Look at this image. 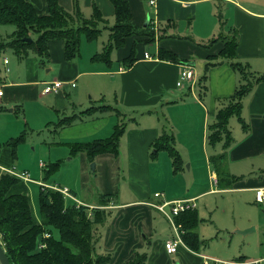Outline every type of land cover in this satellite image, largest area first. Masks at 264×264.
Masks as SVG:
<instances>
[{
	"label": "crops",
	"instance_id": "obj_1",
	"mask_svg": "<svg viewBox=\"0 0 264 264\" xmlns=\"http://www.w3.org/2000/svg\"><path fill=\"white\" fill-rule=\"evenodd\" d=\"M26 1L32 3L39 14L48 13L46 0ZM126 1L132 14V23L136 27L142 28L150 17L151 23L157 30L160 27L163 29L161 31L163 37L149 43L154 45V53L145 50L144 44L148 43L138 42L137 36H133L126 39L122 48L112 52V63L108 66L104 62L92 60L93 56L101 52L104 47L98 39L90 42L82 37L80 56L72 61H67L65 58L64 41H52L49 43L50 56L44 66L45 73L41 75L39 67L34 64V67L27 71L25 80L18 79L6 83L0 79V89L3 92L0 98V112L5 106L11 108L9 112L15 113L20 112L23 105L32 108L36 105L46 124L54 118L56 120L63 113L79 114L90 107H95L90 106L93 102L112 106L106 104L110 101L121 108L119 110L126 115L130 127L127 129L126 126L121 138L119 155L124 153L127 161L130 162V178L133 166V172L137 176H142V183L146 184L141 188L131 183L129 187L119 189V157L116 158L110 153L96 157L100 163L97 169H100L102 174L100 182L104 193L115 194L117 199V202L110 206L114 211L110 222L96 243L98 253L112 255L110 264H125L136 252L148 255L146 264H171V261L175 260L181 264H204V257L207 255L201 252V248L198 252H194L189 247L182 246L176 254H167L164 242L172 234L163 243L161 242L160 246L155 245V242L152 243L148 250L151 251L150 255L146 249L150 242L149 237L154 235L156 229L155 212L158 210L154 204L179 199L197 201L198 198L208 196L210 193V195H230L233 209L245 214L244 219L232 224L231 230L254 227L251 233L256 234L246 239H257L259 247L252 251L254 254L245 251L240 256L242 257L240 260L261 259L260 264H264V201L261 203L256 200V190L264 189V81L255 84L242 101V118L248 129L244 130L238 119L236 123H231L233 117L229 121L232 143L226 151L221 173L216 170L210 158L222 154V143L217 144L218 149L213 155L204 150L202 166L205 168V179L203 184L199 185L197 192L193 190L190 194H185V190L176 192L171 187L166 189L168 183L165 181V175L160 174L155 180L152 171V163L162 151L157 153L154 151V142L164 132L173 135L174 147L183 160V168L178 172L174 171L172 163L171 169L174 173H179L182 177L181 174L186 170L187 164L191 171L193 163L202 162L201 159L192 157L197 153L193 149L195 145L191 143V138L199 134L202 144H206L210 117L214 121L217 111L228 103L227 99L234 95L239 84V74L231 66L230 61L218 58L217 61L221 64L209 71L207 91L202 93L199 90L196 94L190 89L189 97H180L186 90V87H177L182 66L189 64L192 67H199L198 72L201 73L208 56L217 57L224 47L223 40L210 46L201 44L213 38L234 37L238 43L234 62L248 64L252 71L264 75V0H155L153 6L150 5V0ZM59 3L69 12H73L77 4L83 15L90 17L93 14V7L96 6L109 24L108 27L114 23L115 10L110 0H59ZM134 45L135 62L130 68H124L121 62L129 56ZM160 49L174 52L179 62L161 60L158 57ZM145 52H149L152 59H145ZM4 60L3 64L7 69L6 65L9 61L5 64ZM54 80L74 81L76 86L65 87L57 93L44 94L43 83ZM109 112L111 111L96 110L84 117ZM196 120L199 129L198 132L192 133L187 124ZM118 121L119 118L112 117H96L92 121L85 122L81 120L78 124L56 130V134H59L62 142H66L70 154V144L104 139L102 138L105 135L104 130L106 129V133L111 131L113 133L115 125L120 123ZM184 134L188 136L185 140L181 138ZM17 137L8 131H2L0 165L13 167L12 151L4 145ZM217 145L214 147L216 148ZM5 153L8 154L10 161L5 159ZM80 154L83 153H78ZM84 155L81 156L85 176L87 164ZM54 163L56 162L51 164ZM41 166L44 167V164ZM198 174L202 178L200 171ZM172 178L173 180L176 178L173 173ZM43 184L60 187L54 183ZM159 184L161 187L157 188ZM24 188L27 189V186L24 185ZM63 188H68L73 197L84 205L96 206V201L88 198L84 191L82 192L84 200L80 199L74 191L77 188L70 183ZM155 193H162L163 196L156 198ZM197 213L199 217V212ZM201 220L203 221L200 219L196 228L200 240H202L199 234ZM216 229L219 231L218 228ZM238 258L235 260H239ZM217 260L225 261L220 258ZM226 261H230L229 257Z\"/></svg>",
	"mask_w": 264,
	"mask_h": 264
},
{
	"label": "trees",
	"instance_id": "obj_2",
	"mask_svg": "<svg viewBox=\"0 0 264 264\" xmlns=\"http://www.w3.org/2000/svg\"><path fill=\"white\" fill-rule=\"evenodd\" d=\"M114 6V24L110 30L109 41L102 51L95 54L94 61H101L111 66L112 52L122 48L126 39L135 35L151 37L156 41L163 37L161 27L158 37L154 40L155 30L152 23L147 27L138 28L132 23V14L126 0H110ZM48 13L41 15L35 6L26 0H0V25H13L15 30L7 39L0 43V53L10 48L20 58H25L29 51L34 52L44 63L49 59V43L63 40L65 43V58L72 61L80 56L82 37L87 41L98 39L102 33L100 24L106 25V19L96 6L93 14L86 18L76 4L74 11L65 10L59 0H46ZM32 39L26 41L24 39ZM223 40L224 47L219 55L208 56L204 64L203 76L198 79L197 88L202 93L207 91L206 82L209 71L221 62L218 58L230 61L231 66L239 74V84L227 104L220 108L213 123L209 125L208 142L211 146L222 143L223 152L210 158L216 170L221 173L225 164L226 151L232 143L229 121L237 117L244 130L248 129L242 118V101L251 92L254 85L264 81V75H258L248 64L234 62L237 55L238 43L234 37L213 38L203 46ZM136 48L132 47L129 56L121 63L124 68H130L135 62ZM158 57L161 60L179 62L177 55L169 50L160 49ZM201 93V94H202ZM108 110L120 118L126 117L117 107L102 105L90 107L79 114L65 116L56 124L62 129L83 120L84 115H90L96 110ZM126 131V123L115 125L113 133L104 139L70 144L72 154L84 153L90 162L100 154H120L121 138ZM25 134L11 139L4 146L10 148L13 159H16V148L24 141ZM155 152L166 151L172 158L174 171L183 168L180 153L174 147L172 134L164 132L154 142ZM59 163L51 164L48 173L58 169ZM222 179V178H221ZM223 180V179H222ZM23 181L8 174H0V242L12 264H110V253H98L96 243L100 239L105 227L109 224L113 214L110 207L115 194H103L98 205L89 207L77 206L72 200H66L62 193L53 189L41 188L39 193V210L34 214L30 197L24 188ZM180 228L185 229L183 235L185 244L194 252H198L207 242L200 240L196 228L200 222L196 210L182 213L177 219ZM103 227V228H102ZM55 233L58 234L57 238ZM45 234H49L45 237ZM242 257L238 258L239 260ZM148 255L136 252L125 264H146Z\"/></svg>",
	"mask_w": 264,
	"mask_h": 264
},
{
	"label": "rangeland",
	"instance_id": "obj_3",
	"mask_svg": "<svg viewBox=\"0 0 264 264\" xmlns=\"http://www.w3.org/2000/svg\"><path fill=\"white\" fill-rule=\"evenodd\" d=\"M85 17L89 18L90 16L86 15ZM108 25V23H106V25H99V28L102 29V33L98 40L99 43L103 46H105L109 41L110 30L108 28ZM15 29L16 28L13 25H0V43L7 39V36L12 34ZM157 32L158 30L155 31L154 40L159 35V32ZM136 39L138 42L148 43L144 44L145 50L151 53L155 52L154 45L149 44L153 42L151 41V37L139 35ZM5 58H7L9 61V64L6 65L8 71L7 69H5V66L3 64V60ZM48 61L49 60H45L44 63L41 62V59L32 51H29L28 55L25 58L20 59L15 56L12 49L6 48V50L0 53V79L2 81H6V83L18 79L25 80L26 73H28L27 71L33 68L34 64H37V66L39 67V73L42 75L43 73H45L44 66L48 63ZM192 68L195 70L197 77L203 76V71L201 73L198 72L199 67ZM185 87V94L181 95L180 97L186 98L191 95L189 93V85L185 84ZM198 91L199 88L197 87L193 89V92H195L196 94L199 93ZM106 104H111L113 107H117L121 110V108L115 105V103H111L110 101H108ZM100 105L102 104L99 102H93L90 106L98 107ZM33 107L34 108L28 105H23L20 112L17 111L15 113H11L8 111L11 108L5 106L0 112L2 113V115H0V136L2 134V131L4 130L10 132L14 137L25 134L24 141H22L16 148V159L11 164H13V167H15L18 171H27L30 174L31 182L24 185L27 186L26 192L30 197V203L34 214H38L39 210V193L41 190L40 182L54 183L61 188L70 183L75 188H77L74 189V191L77 193L80 199L84 200V195L82 194V192L84 191L87 194V197L95 200L96 205H98L100 196L105 194L100 182L102 174L100 169H97L100 163L97 161V158H95L94 162H90L87 156L84 155V153L80 155H74L72 153L69 154V147L65 144L66 142H62L59 134H56V130H58V128H56L55 123L65 116L73 115L74 112L63 113L56 120L52 116L54 120L49 121L52 123L47 122L45 124L42 115L36 109L37 106L33 105ZM96 117H112L113 119L119 118L118 122L126 123L127 129L130 127L127 117L124 116V118H120L112 112L97 113L96 115L91 117H84L83 121H92ZM236 119V117H233L231 123H236ZM212 122L213 119L212 117H210L208 123L211 124ZM78 123H80V121L76 122L75 124ZM187 127L189 128V130H191L192 133L198 132V120H196L194 123L189 122L187 124ZM104 132L105 135H103L102 138H106L112 133V131L110 133H106V129L104 130ZM180 132L183 133V130L180 129ZM167 133L170 134L169 132ZM186 137L188 136H185V134L181 135V138H183L184 140L186 139ZM200 138L201 136L199 134L191 138V143L195 145L193 146V149L197 153V155L193 154L192 157H197L198 159H201L202 162L199 161L197 164H195L196 162L193 163V168L191 169V171L188 168L189 165L187 164L186 170L181 174L183 175L181 177L179 176V173H177V175L172 171V159L170 158V156H168L166 152L161 151L159 152V155L155 157L152 163V171L153 175L155 176V180L159 178L160 174H163L165 175V181L168 183L167 186H165L166 189L167 187H171L173 188V191L176 192L179 190H185V194H190V192H192L193 190L197 192L199 185H202L203 179H205V168L202 166L204 164L203 155L205 154V151L210 155H213L219 146L217 145L216 148L211 146L208 142V135L206 137V144H202ZM81 155H84L87 164L85 176ZM4 157L6 160L10 161L7 153H5ZM116 158L119 159L120 167V175L118 176L119 189H121L122 187L127 188L131 183L137 184L141 188H143L146 183H142V176H137L133 172V166L130 178V162L127 161V157L125 156V154L122 153ZM53 162H59V166L56 171L49 174L47 170ZM43 164L44 167L41 166ZM92 164H95L94 169L92 168ZM198 171H200L202 178L201 176L199 177ZM172 173L176 175L175 180H173L172 178ZM159 187H161L160 184L159 186H157V188ZM210 194L203 198H198V200L196 201V209L199 212V218L203 219V221L201 220L202 222L200 224L201 226L199 228V234L202 240H207V244L204 247H201V252L206 253L207 257L209 258H220L221 260L225 261L227 260V257H229L230 261L235 260V258L243 255L245 251L250 252V254H254L252 251H255L257 247H259L258 240L246 239L256 234L255 232L251 233L252 231H254V227L249 228L251 231L245 235L240 234L238 231H243L246 229H238L236 231L234 230L235 232L231 230L232 224L236 221L239 222L240 220L244 219L245 214L238 209H233V202L230 195ZM116 202L117 199L115 198L113 203ZM168 210L169 207H167L166 209L167 215L165 216L160 211H156L157 213L155 212L156 229H154V235L151 238L149 237L150 242L147 244L146 249L149 255L151 254V251L148 250H150V246L152 245V243L155 242V245L160 246V244H162L163 241L167 237H169L170 234H172L171 225L168 221V215L170 214V211ZM216 228H218L219 231ZM57 236L58 234L55 233L56 238ZM177 262L179 261H171V264H181V262Z\"/></svg>",
	"mask_w": 264,
	"mask_h": 264
},
{
	"label": "built area",
	"instance_id": "obj_4",
	"mask_svg": "<svg viewBox=\"0 0 264 264\" xmlns=\"http://www.w3.org/2000/svg\"><path fill=\"white\" fill-rule=\"evenodd\" d=\"M150 5H155V0L149 1ZM151 23V21H150ZM154 30L157 31V28L154 27ZM158 41V40H156ZM145 59H152V56L149 52L144 53ZM4 63L7 64L8 60L5 59ZM198 77L196 75V72L192 68V66L184 65L182 66V71L180 73V78L177 82L178 88H184L185 84L189 85V88L193 90L198 85ZM44 87L42 92L44 94L49 93H57L61 90H63L65 87H75L76 83L73 82H63L59 80H54L51 82H44ZM3 92L0 89V98L2 97ZM8 173L11 174L17 178H19L24 183L28 184L31 182L30 174L27 171H18L15 167H5L0 165V174ZM214 180V178H213ZM216 180V179H215ZM41 183V182H40ZM43 189H53L55 191H58L62 193L65 199H70L74 201L77 206L84 205L82 202L78 201L73 195L71 194L70 190L68 188H61L57 186H47L43 183L40 185ZM156 198H160L163 196L162 193H155L154 195ZM256 200L258 202L264 201V189H257L256 190ZM154 207L160 211L164 216L167 215V207H169L170 214L168 215V221L171 225L172 229V235L164 242V249L167 254L174 255L178 252L180 247H186L187 245L184 242L183 235L186 233L185 229H182L178 226L176 219L182 214L187 211H193L196 210L197 204L195 199H179V200H173L170 202H163L159 204H154ZM49 234H45V237H48ZM188 247V246H187ZM213 262L214 264H260V260H251V261H241V260H233V261H220L217 259L211 260L208 257H204V264H210Z\"/></svg>",
	"mask_w": 264,
	"mask_h": 264
},
{
	"label": "water",
	"instance_id": "obj_5",
	"mask_svg": "<svg viewBox=\"0 0 264 264\" xmlns=\"http://www.w3.org/2000/svg\"><path fill=\"white\" fill-rule=\"evenodd\" d=\"M150 23V17H148V19L146 20L145 24L143 27H147ZM26 41H31L32 39L28 38V39H24ZM187 66H191L189 64H187ZM92 168L94 169L95 168V164H92ZM251 230L250 229H246V230H243V231H238L240 234H247L248 232H250ZM0 263L1 264H12L0 242Z\"/></svg>",
	"mask_w": 264,
	"mask_h": 264
}]
</instances>
